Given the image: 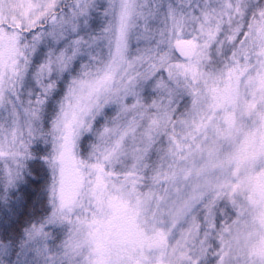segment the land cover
<instances>
[{"label":"snow or ice","instance_id":"snow-or-ice-1","mask_svg":"<svg viewBox=\"0 0 264 264\" xmlns=\"http://www.w3.org/2000/svg\"><path fill=\"white\" fill-rule=\"evenodd\" d=\"M0 264H264V0H0Z\"/></svg>","mask_w":264,"mask_h":264}]
</instances>
